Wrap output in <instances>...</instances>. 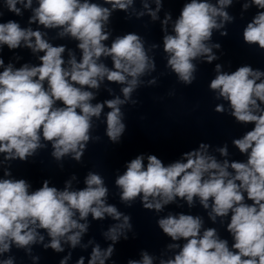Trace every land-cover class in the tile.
<instances>
[{"label":"clouds","instance_id":"1","mask_svg":"<svg viewBox=\"0 0 264 264\" xmlns=\"http://www.w3.org/2000/svg\"><path fill=\"white\" fill-rule=\"evenodd\" d=\"M240 2L185 0L177 17L165 11L161 19L163 0H139V8L137 0H2L0 17L5 9L19 17L28 11L30 16L27 26L12 19L0 22V51L4 46L26 48L38 63L17 67L13 61H20V56L8 63L0 56V264H16L13 248L38 264L40 257L33 254L37 245L56 253L67 247L59 264H69L72 250L89 247L87 264H116L115 245L128 240L129 233L136 238L131 215L108 202L110 189L99 173L89 170L82 188L72 174L62 188L45 179L33 189L11 171L13 161L28 162L49 146L61 170L65 158L81 163L89 143L100 140L93 136L99 124L106 125L112 144L121 143L127 130L124 107L139 103L133 98L139 88L158 83L152 75L155 56L150 53L161 45L146 47L135 32L113 36V14L122 11L126 19L147 16L153 23L159 21L165 68L190 86L198 62L212 64L223 55L213 36L228 35L227 25L236 19L228 9ZM252 8L257 11L244 26L242 40L264 51V0H243L240 18ZM51 31L54 37L49 36ZM53 39H69L76 47L54 44ZM213 71L208 87L216 100L223 101L214 111L227 114L236 124L253 125L231 140L245 159H230L227 142L216 147L200 142L167 164L145 153L127 161L114 179L120 203L132 207L139 201L145 210L158 214L156 224L171 241L159 255L142 249L139 258H130L127 264H264V70L243 64L226 71L215 63ZM106 83L119 85V94L106 86L112 98L94 103ZM172 204L189 209L199 204L212 224L224 227L231 242L216 227H207L201 215L171 211L159 215ZM89 217L114 221L101 233L110 242L107 247L94 238L83 242ZM85 260L80 256L75 264Z\"/></svg>","mask_w":264,"mask_h":264}]
</instances>
